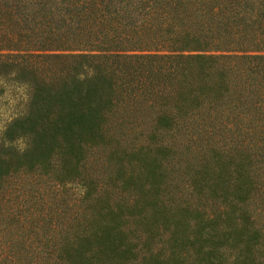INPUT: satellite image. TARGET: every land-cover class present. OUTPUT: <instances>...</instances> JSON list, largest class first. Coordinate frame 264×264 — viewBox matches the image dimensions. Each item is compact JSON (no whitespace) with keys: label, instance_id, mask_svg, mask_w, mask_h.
I'll return each mask as SVG.
<instances>
[{"label":"trees","instance_id":"obj_1","mask_svg":"<svg viewBox=\"0 0 264 264\" xmlns=\"http://www.w3.org/2000/svg\"><path fill=\"white\" fill-rule=\"evenodd\" d=\"M0 68V264H264V0H0Z\"/></svg>","mask_w":264,"mask_h":264},{"label":"rangeland","instance_id":"obj_2","mask_svg":"<svg viewBox=\"0 0 264 264\" xmlns=\"http://www.w3.org/2000/svg\"><path fill=\"white\" fill-rule=\"evenodd\" d=\"M0 127L12 114L22 110V101L25 96L22 84L10 80L6 69L0 68ZM85 70V68H84Z\"/></svg>","mask_w":264,"mask_h":264}]
</instances>
